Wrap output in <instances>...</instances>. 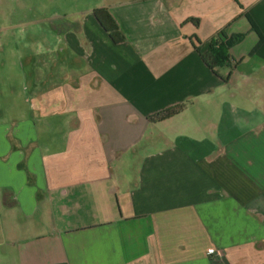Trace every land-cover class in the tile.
Segmentation results:
<instances>
[{"label":"crops","instance_id":"1","mask_svg":"<svg viewBox=\"0 0 264 264\" xmlns=\"http://www.w3.org/2000/svg\"><path fill=\"white\" fill-rule=\"evenodd\" d=\"M50 30L0 83V264H264V0H106Z\"/></svg>","mask_w":264,"mask_h":264},{"label":"rangeland","instance_id":"2","mask_svg":"<svg viewBox=\"0 0 264 264\" xmlns=\"http://www.w3.org/2000/svg\"><path fill=\"white\" fill-rule=\"evenodd\" d=\"M106 0H0V83L20 82L23 56L52 37L51 24L76 19Z\"/></svg>","mask_w":264,"mask_h":264},{"label":"trees","instance_id":"3","mask_svg":"<svg viewBox=\"0 0 264 264\" xmlns=\"http://www.w3.org/2000/svg\"><path fill=\"white\" fill-rule=\"evenodd\" d=\"M94 16L102 26V28L110 35L112 40L115 43H122L126 40V37L122 30L120 29L119 24L116 19L111 14L110 10L107 7H98L93 10ZM194 20V19H192ZM243 35H238L235 38L227 41H217L214 40L210 42L209 48L206 52L201 53L203 60L206 64L215 69L217 67L228 64L229 62V49L230 47L238 42ZM196 42L199 43V40L196 38ZM196 48L200 51V47L197 45ZM190 101H185L183 103H179L166 109H163L159 112H156L149 116L150 120L163 121L166 120L176 114H178L181 110H183Z\"/></svg>","mask_w":264,"mask_h":264}]
</instances>
